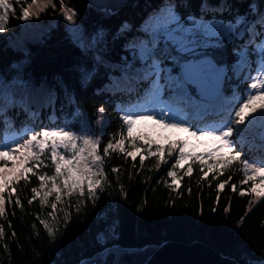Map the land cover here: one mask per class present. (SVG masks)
<instances>
[{
  "label": "trees",
  "instance_id": "trees-1",
  "mask_svg": "<svg viewBox=\"0 0 264 264\" xmlns=\"http://www.w3.org/2000/svg\"><path fill=\"white\" fill-rule=\"evenodd\" d=\"M63 2L76 13L71 22L63 16L60 0H53L54 8L50 6L28 21L19 18V9L31 0L14 3L16 14L10 16L6 30L0 33V136L11 130L16 133L14 138L22 142L41 129L81 128L78 119L82 113L84 128L100 141L101 155L113 137L121 138L120 132L126 139L125 152L117 150L104 158L106 179L94 199L81 197L78 192L62 195L52 216L48 214L53 212L55 193L46 204L40 203V197L28 203L33 196L31 189L39 190L38 176L54 174L50 159H45L48 167L33 169L36 175L27 174L28 182L21 180L14 185L16 195L11 203L6 199V215L0 217L4 233L0 236V264H73L111 244L142 246L166 240L202 241L243 264H264V197L257 199L256 193L249 191L251 181L240 183L244 179L237 170L240 166L220 175L208 172L199 161H188L183 168L174 169L177 178L173 180L167 173L173 170L178 153L169 157L165 152L167 162L161 163L157 156L146 155L145 139H137L136 151L140 154L133 160L126 152H136V148L128 142L132 138L127 136L121 119V106L129 101L112 97L125 93L132 98L133 90L143 89L148 83L143 76L147 61L128 56L126 43L135 33L144 32L140 26L156 8L170 4L181 19L187 15L220 19L230 22L235 31L243 26L244 37L237 39L234 30L229 36L230 65L236 55L243 54L250 62L261 52L258 46L264 40L260 35L264 28L258 19L264 13V0H126L115 11L87 0ZM238 19L245 23L238 25ZM70 24H74L80 39L73 37ZM122 26L126 30L122 31ZM146 36L152 41L147 30ZM158 42L159 39L157 54L152 58H158L165 68L162 79H168V69L178 76L177 65L159 57L165 47L163 50ZM232 49L236 54L230 56ZM236 83L225 82L223 93L234 92ZM120 84L132 91L119 90ZM166 84L177 90L171 81ZM101 107L103 113L99 111ZM256 119L233 137L234 151L239 149L249 158L264 154ZM171 141L180 139L152 143V148L166 149ZM141 156L145 157L143 165ZM8 163L11 167V158ZM188 163L193 165L190 175L185 174ZM113 168L118 171L113 172ZM224 181L228 183L220 189L218 185ZM46 190H41V195ZM11 191L10 188L3 195L8 197ZM241 191L245 195L241 196ZM17 197L22 207L16 206ZM41 220L53 228V234L47 232Z\"/></svg>",
  "mask_w": 264,
  "mask_h": 264
},
{
  "label": "snow or ice",
  "instance_id": "snow-or-ice-1",
  "mask_svg": "<svg viewBox=\"0 0 264 264\" xmlns=\"http://www.w3.org/2000/svg\"><path fill=\"white\" fill-rule=\"evenodd\" d=\"M14 3L20 5L21 0H14V2L13 0H0V33L6 30L10 16L16 14L17 8L14 7ZM50 6L55 7L53 0H31V3H28L26 7H20L21 16L19 18L28 21ZM60 10L68 21L74 20L76 13L73 9L66 7L63 0H60ZM236 23L239 25L245 23V20L238 19ZM259 23L264 28V17H261ZM124 30H126V26H122V31ZM148 31L152 35V41H150L152 49L148 50L146 44L142 47L145 49V60H152L150 74L157 77V81L154 83H158L161 78L160 72L165 71L161 69L159 60L152 59L157 54V40L163 38L165 40V57L177 65L180 70L178 76H172L171 69L166 70L168 71V80L175 85L177 90L182 89L185 84H195L203 92L207 90L212 79H218L219 70L212 60L207 58L206 52L201 53V58L188 60L186 57L198 48L215 47L213 41L227 38L233 31V26L231 24L200 22L192 17H189L188 21H181L171 9H166L149 22ZM260 35L264 36V32H261ZM96 42V40H93V43ZM169 43L171 47L168 46ZM261 56L264 57V47L261 48ZM246 79L250 80L251 83L248 84L245 94L238 99L234 97L236 103L226 109L227 116L214 127L192 131L189 127L184 126L185 122L183 121L167 123L164 116L156 121L162 128L188 132L190 136L195 137L197 140L212 141L214 142L213 147L197 154L196 152L186 151V141H171L166 149L163 146L153 149L152 142L149 141L147 148H145L146 155L157 156L159 162L166 163L165 152L169 157L178 153L175 164L172 165L173 170H169L167 173L173 180L177 178L174 169L177 166L183 168L188 161L193 163L199 161L202 166L207 167L208 172L216 171L220 175H223L224 171L236 168L239 165L240 167L237 170L244 176L240 183L247 184L251 181L253 187L249 191L255 192L257 199L264 197V191H257V181H259V184H264V158L251 159L243 155L239 149L234 151V140L232 139L243 130L242 126L246 127L257 116L264 120V59H262L261 66L257 69V74L249 75ZM258 101L259 103H257ZM99 111L103 113V107ZM152 118V116H145L136 112H128L121 117L127 136L132 138L128 142L131 143L133 148H137V139H145L143 135L134 136L133 125L139 120ZM172 119H175V117H172ZM119 135L120 139L116 140L113 137V140H110L103 147V155L99 152L100 141L98 138L93 139L86 135L77 136L72 131L63 128L33 131L22 142L15 138L5 137L4 141L0 142V217L6 215V199L8 203H11L12 196L16 195L14 185L21 180L28 182V173L36 175L34 168L48 167L45 164V159L51 160L55 174L38 176L40 181L39 190L35 187L31 189L33 196L32 199L28 200L29 204H32L37 197H40L42 205L46 204L48 198L55 193V202L51 203L53 212L48 214L52 216L57 210V202H62V195L71 196L78 192L81 197L87 195L89 199H94L96 191L103 188L106 179L103 167L104 158L117 150L125 152L126 139L123 132H120ZM221 152L223 154L217 156ZM139 154V151L126 152V156L132 157L133 160ZM213 157H217L216 161L208 163V160L213 159ZM10 158L13 161L11 167L8 163ZM144 160L145 157L141 156V165L144 164ZM157 167H159V163ZM112 171L117 172L118 169L113 168ZM192 171L193 165L188 163L185 174L190 175ZM200 171L203 172V167ZM208 172H205L204 175L207 176ZM231 179L232 177L229 176V180ZM49 182H51L50 187H48ZM226 183L228 181L220 183L218 187L224 189ZM10 188L12 189L11 193L8 197H5L3 194L8 192ZM45 188L47 190L43 191V195H41V190ZM232 190H237L235 185H233ZM240 195L243 196L245 193L241 191ZM249 203L251 204L253 201ZM15 204L17 207H22L19 197L15 199ZM40 222L50 235L53 234V228L48 223L43 220ZM3 234V228H0V236H3Z\"/></svg>",
  "mask_w": 264,
  "mask_h": 264
},
{
  "label": "rangeland",
  "instance_id": "rangeland-1",
  "mask_svg": "<svg viewBox=\"0 0 264 264\" xmlns=\"http://www.w3.org/2000/svg\"><path fill=\"white\" fill-rule=\"evenodd\" d=\"M166 9H171L172 12L176 16H178L181 21H185V20H182L180 18V16L172 9V7L170 5H163V6L156 8L155 10H153V12L150 13L146 17L143 25L140 26L141 30L145 29L148 31L149 22L153 18L162 14ZM263 17H264V15H263ZM192 18H194V17H192ZM188 19L186 21H188ZM194 19L197 21H200V22H207V23H213V24H221V23L222 24H230L229 22H224V21H221L219 19H217V20H213V19L212 20H200V19H196V18H194ZM69 28L71 30L73 37H75L76 39H80L78 32H77V29L75 28L74 24H70ZM243 32H244V28L241 27L238 31H236L235 35L237 37H240L243 34ZM140 34H141V31L135 33L134 36H132V38L127 41L126 46L129 47V49H130L128 52V56H130L131 58L136 56L137 58L144 60L145 59V49L142 47V45H145V44L148 45V50H151L152 44L150 42L144 41V37H141ZM263 45H264V43L262 44V46ZM262 46H259V48H262ZM161 57H164V56H161ZM262 59H264V58L253 59L255 62H253L250 65V63L253 60H251L250 62H246L245 58L242 55H237L236 59L233 61V66L230 67V72H231V70L234 72L231 79L234 80L235 78L242 76L243 81L240 82V84L238 85V87H239L238 92H236L234 95H232L231 98L227 97L224 100H220V101H222V103L224 105L228 104L229 99L236 100L243 94V89L245 87V84L248 82L251 83V81L246 79V77L249 75H256L257 74V69L261 66ZM151 64H152V60H147V74L150 75L149 78L152 80L150 82V86H149V89L146 93L147 95L145 96V98H149L152 95L153 100H156V99L164 100V102H165L164 107L165 108H163V110H162L163 111L162 116L165 117V122L170 123V120H171V117L173 114L174 117L177 118L179 121L185 122V124H184L185 127H189L191 129L193 127V125L195 124V117L192 118L190 113L185 114L182 110L181 104H178L177 110L172 113V110H171L172 108L170 105H168V99L173 100L177 97H175V96L171 97L168 94H164L163 90L160 88L161 83H162L161 78L159 79L158 83H154L157 81V77L155 75L150 74ZM253 65H255V66H253ZM160 67H161V69L164 68L162 63H160ZM171 75L173 76V73H171ZM149 91H151V94ZM182 92H186V91H182ZM234 97L236 99H234ZM257 103H259V101ZM132 109H135L136 113H141V114L144 113L143 115H145V116H152L153 117L152 119L139 120V121H137L136 124L133 125V131L143 135L149 141L157 142V143H166L171 139H174L177 137H182L183 141L187 142L186 151H188V152H191L192 150H195V149H199V150L207 149V148L213 147V145H214V142H212V141L197 140L195 137L190 136L188 132L177 131L176 133L168 132V133H165L163 135H156V134H154L153 129L151 127L146 128L145 126H143V124L146 121H150L153 124H156V121L159 120V118L156 116V113L151 111V109H152L151 102L150 103L149 102H143L141 104H139L138 102L132 103L123 111L125 114H127L128 112H131ZM167 114L170 116V119H169V117H166ZM233 115H234V113H233ZM226 116H227V112L219 118L224 119ZM221 121L222 120L211 121L208 123V127H214V126L218 125ZM78 122H79V125L81 126V128L66 127V126H61L59 128H63L65 130H70L73 133H75L77 136H85L86 135V136L93 138L92 135L83 126L84 115L82 113L79 114ZM257 122L259 124L262 123L260 117L257 119ZM11 135H12L11 133H7V134H5V137L12 138ZM4 139H3V141H4ZM136 150H137V148L134 151H136ZM53 170H54V174H55L54 166H53ZM257 185H258L257 191H263L264 190V184H259V181H257ZM50 186H51V182H49V184H48V187H50ZM252 187H253V185H252Z\"/></svg>",
  "mask_w": 264,
  "mask_h": 264
},
{
  "label": "water",
  "instance_id": "water-1",
  "mask_svg": "<svg viewBox=\"0 0 264 264\" xmlns=\"http://www.w3.org/2000/svg\"><path fill=\"white\" fill-rule=\"evenodd\" d=\"M90 4L115 11L119 9L126 0H118L112 5L97 4L87 0ZM102 2V1H101ZM104 2V1H103ZM162 44L165 40L161 38ZM213 43L215 47L202 49L198 48L189 54L186 59L201 58V53L206 52L207 58L211 59L219 70L218 79H212L208 88L215 90V95L220 92L224 81L227 67V42L226 39H217ZM169 47L171 44L169 43ZM218 80V81H217ZM217 83V84H216ZM190 90L197 95L206 96V91H201L195 84H188ZM212 87H211V86ZM215 86V87H214ZM200 89V90H199ZM201 91V93L199 92ZM264 128V127H263ZM261 129L260 136L264 141V129ZM73 264H243L235 258L223 254L214 246L202 242H184L179 240H166L160 243H147L142 246H123L111 244L96 251L90 256L84 257Z\"/></svg>",
  "mask_w": 264,
  "mask_h": 264
},
{
  "label": "bare ground",
  "instance_id": "bare-ground-1",
  "mask_svg": "<svg viewBox=\"0 0 264 264\" xmlns=\"http://www.w3.org/2000/svg\"><path fill=\"white\" fill-rule=\"evenodd\" d=\"M91 1H93L97 4L104 3V5H112L113 3L117 2L118 0H91ZM253 66H255V65H253ZM181 100H182L181 97H179L177 99H173V100L168 99V105L171 106L172 113L177 110L178 104H180ZM143 102H151V106H152L151 111L155 112L156 116L159 119L161 118L162 113H163L162 110H163V108H165L164 107L165 106L164 100H162V99L153 100L152 95H151V97L147 101H143ZM214 105H215V103L213 105L211 104L205 111H201V109L198 110L199 113L195 117L196 122L190 130L195 131V130L200 129V128H207L208 123L211 122V118L219 117V116L223 115L221 113H216L214 111ZM217 105H219V103H217ZM135 111H136L135 109L131 110V112H135ZM172 117H174L173 114H172ZM172 117H171L170 123H174V122L179 121L177 118L172 119ZM143 126H145L146 128L151 127L153 129L154 134H156V135H163V134L168 133V132L176 133L178 131V130H173V129H169V128H162L160 124H158V123L153 124L150 121H146L143 124Z\"/></svg>",
  "mask_w": 264,
  "mask_h": 264
}]
</instances>
